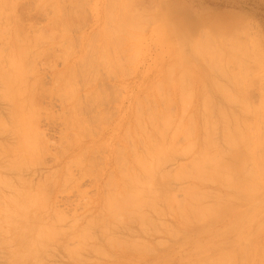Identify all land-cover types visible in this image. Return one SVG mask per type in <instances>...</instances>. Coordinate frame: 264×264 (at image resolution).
<instances>
[{"label": "rangeland", "instance_id": "1", "mask_svg": "<svg viewBox=\"0 0 264 264\" xmlns=\"http://www.w3.org/2000/svg\"><path fill=\"white\" fill-rule=\"evenodd\" d=\"M12 1L10 0V2ZM113 1L115 3L114 5L111 4V2ZM113 1L109 2V0L107 1L106 0H42V1L14 0L12 3L13 5H15V7L12 6L13 10L11 8L12 10L11 16L13 18L9 15H7V17L9 16L8 18L7 17L3 18L4 22H6L5 20L7 19L6 24L2 21V18L0 19V26H2L3 28L7 27L8 28L7 31H9V29L13 28V26L15 25L17 27V23H18V27L20 26L19 29H21L20 31L18 29V31L20 32L19 34L21 35V37L23 35V38L27 40L26 42H28V44H30V47L32 48V50L28 48L26 49L27 57L26 58L24 57V60L27 62V63L23 62L24 68L27 67L29 68L26 71L27 75L23 74L25 83L27 85L26 84L23 85L25 86V89L27 88L26 89L27 96L29 97L31 95L30 97H32V98L29 97L28 99V100L32 99L29 102V104L31 103V105L30 106L28 104L27 105L29 110L31 112L33 111L34 113L33 115L35 120H33V124H35V126L33 127L35 129L33 130L36 131V132L34 131L36 133L35 135L38 134V136L36 137L34 136L33 134L34 132H33L32 137L34 140L32 139L33 141L30 140L29 142H34L36 138L38 143L37 142L34 143H36V146L37 145L39 146V148L36 149L35 151L33 149L35 148L34 146L35 144L34 143L30 144L28 142V146L32 145L33 147V148L30 146L28 147L31 148L30 149L31 151L32 150L35 152L38 151L37 153L34 152L36 154L35 156L32 152L35 161L31 163L33 161L32 157L30 160L28 157L29 155H26L27 158H25L24 160L29 159L30 163L28 164L31 165L26 166L27 168L23 167V165L17 166L21 168L19 169L16 167L17 170L15 168L13 169L11 168L10 170L11 172H10L9 171L10 168H8V166H5L6 164H3L5 160L2 159L3 156L4 158L7 159L6 156H8V154H9L8 159H10L11 155L13 154V153L11 154L10 151L12 150L14 152L15 148H17L16 145H18V142L17 140H15L17 139V132L16 135L15 132H12L16 130L15 128H13L14 130L12 131L10 130L6 131L7 130L6 128L5 131H2V129H0L1 130L0 144L2 145V146L0 145V147H2V149L4 147L3 151L0 148L2 151V152L0 151L1 154L3 153V155L0 154V158L2 160L0 162V165L2 164L3 166H5V167H3L2 165H1L2 167L0 166L1 168L0 180L1 181L7 180L9 181V183L11 182L9 186H12L6 188V186L4 187L3 185H0V200H1L0 204L1 205L4 204L2 206L0 205V210H2L5 204L9 202L8 198L12 197L14 199V197L16 196L14 190L20 191L19 193L24 192L27 194L35 192V190L38 189L44 190L43 192L45 194L43 193L44 195L43 194L42 195L45 196L47 194L46 195L47 197H42V198L43 199L46 198V200H44V205H45L44 208L45 207L46 208L42 209L41 212H39V214L41 213V221H43L44 219L42 223L45 225H48V223H50L51 226H55V224H58L54 227V229L59 227V229L57 228L56 231L57 230L60 231L59 234L60 237L58 239L56 238V240L52 239L49 242L47 241L46 244L47 246L45 245V247L38 249L39 253L36 254L35 259H33V261L31 259L28 262V264H201L209 260H213L224 253L230 255L231 257L230 264H264V177H263L264 174L261 173V175H263L262 177H259L261 176L260 173L258 174L259 175L258 177L260 179L258 177L256 178L255 185H257L258 187L256 186L254 190L237 191L236 188H232V187H229V189L227 187L223 188L224 186L219 184L218 182L210 181L211 182L210 184L208 182L205 183L204 181L205 184L204 183L201 184V182L203 181L201 182L199 181L200 183H198L197 182L198 180H196L193 177H189L191 175L189 174L190 172L188 173L186 172L187 170L191 171V166L189 165H192L190 163H193V160H195L194 158L197 157L196 155L198 151L201 150V149L198 150L200 145H205L204 140L206 137L210 136L209 144L210 145L213 144L215 150H213L214 148H212L210 145L209 148L211 147L210 149H212L214 152L217 151L216 153L224 152L225 154H227L226 156L228 157L230 156L229 155L230 153H234V154L242 153V149L239 146H237V148L235 147L231 148L229 146L227 147V145L229 144L226 142V138H224L225 141L223 139V137H226V134L223 133L224 131L223 129H225L224 126H226L227 129L229 127L232 129H234V127L237 128L242 127L241 131L244 137L245 136L249 137L250 135L252 137L254 136L252 134L258 132L257 134L255 133L256 136L257 137L261 136L262 138H264L263 136L264 129H262L264 126L263 127L260 126L259 125L260 123L258 124L259 125L258 130L259 129L262 130L256 131V128H251L252 134L251 132L248 133L249 131L246 129L248 126L246 125L247 126L246 127L245 125H243L244 123L246 124L250 123L249 121L253 122L252 120L255 118L256 115H258V112H259L258 116L262 118L264 117V109H263L264 107L261 108V110L258 111L257 114H254L258 110L257 108L261 106V105L259 106V104L262 102L264 96V63H263L264 62V0H135V1L129 0L131 2L129 3L128 1V3H125V5L123 4L124 0H116V1L113 0ZM0 2L3 1L0 0ZM120 5H122L123 8L119 7ZM7 12L10 13L9 10ZM105 12L108 13V15L106 14L104 17ZM124 13L127 15H125ZM116 16L117 17L124 16L123 18H120V20L128 17L129 19L128 24H130L127 27V22L126 23L124 22V24L127 27L126 29L124 28L126 32L123 31L124 29H122L119 31V33L123 31V34H120L119 37L114 36L115 38L117 37L116 40L119 39L118 42L120 41L119 42L120 46L119 45L116 46V43H114L115 40L114 38L112 39V37H111L112 40L108 38V40L110 39L111 41L105 42L108 41L105 40L106 37L113 36L111 35L112 33L114 35L115 33H118L117 30L119 28L116 26H118L121 22L119 20H115L118 19ZM143 18H145V20ZM134 19L139 21L137 22ZM130 20L131 22L134 20V22H136L137 24L139 23V27L135 28L136 31L134 27H132V25L135 27L137 25H135L134 22L131 23ZM1 21H2V25H1ZM54 21H56L55 24H53ZM143 22L144 24H142ZM124 24L121 23L120 28L125 27ZM143 26L145 28H143ZM103 27L106 28L104 29ZM115 27H116L115 29L116 32H112L114 31L112 28ZM47 28L49 30V33L46 32L48 31ZM138 28L140 29L138 30ZM51 29L54 30L52 31ZM103 29L104 31H102ZM61 30L64 31L62 32ZM60 31L64 34H62ZM109 31L111 32L110 36L109 34H107V32L110 33ZM201 31L205 33L201 35ZM207 32H208V36H210V40H212V42L214 41L216 44H219L221 39L225 38L227 34L228 36H226V39L227 37L229 38V36L234 35L233 36L234 38L230 37V39L232 38L235 40L237 39V41L235 42L240 41L244 43L242 40L245 39L246 41H248V43H250V45L253 46V49L252 46H249V48H247L248 52L250 51L248 54L249 55L254 54L252 56L253 57L252 59L257 58L258 60L254 62L255 60L252 61L251 57H249L250 60L246 62L245 59L248 60V58L244 59L243 57L244 59L243 63L246 62L243 65L249 67L248 68L245 67V69L242 71H240L239 68L237 69L234 68L236 65L230 62L228 65L229 67L228 66L227 67L228 69L231 68L232 70L229 69L231 73L228 71L229 72L228 74L226 73L225 75H223L225 76V79L223 76H221L220 72L213 71L214 72L213 73L209 69V66L207 64H204V62L206 61H204V59L202 58L204 61L203 62L201 57H199L198 55H196L195 52H193V46L200 39L199 36H201V38L203 36L205 37L207 36L206 34ZM6 34L8 35V33H5V35ZM128 34L130 36H133L130 37L132 40L128 37L129 36ZM24 36L26 38L30 36V38L26 39ZM3 37L4 38L1 39L0 42L4 41L5 36L3 35ZM8 37L9 36H6V38ZM35 37L36 38L40 37V38L38 40ZM94 38L97 39L95 40ZM136 38L138 40H136ZM31 39L34 42H32ZM46 39L47 41L45 42ZM36 40L39 41L38 46H36L37 45ZM94 41L97 42L95 43ZM229 41L226 40L225 42L227 43ZM232 41L233 40H231L230 43ZM4 42H2L4 43V46L2 43L0 44L1 45L0 56H2L0 57V63L2 64V65L0 64V74L5 72L6 70L5 72L6 75L7 73H10L11 76L9 78L12 79V76L15 73L13 71H10L8 68L6 69V64H5L6 56H4L7 54L9 55V53L7 52L10 51V49H8L10 47L8 45V41L5 40ZM87 42H89V46L87 45ZM129 43H131V45ZM242 43H240V45ZM103 44L104 46L106 44V47H108L107 50L103 46ZM110 44L112 46L114 44L115 49L118 48V50L116 49L115 52L113 50H110V49H114L111 48L112 46ZM26 45L24 46L25 48L27 47ZM94 46H96V49H94L95 48ZM90 47L94 49L92 50V52ZM172 47L175 49H173ZM129 49L131 51H128ZM27 50H31V51L29 52ZM34 50L37 52H35ZM96 50L97 52L95 53ZM224 50H226V48ZM111 51H113L114 53L113 52L111 53ZM251 51H253L254 53ZM32 52L35 53L33 54V56L38 54L39 58L38 56L33 57L31 55ZM65 52L68 53V54L66 53L67 56L66 54H64ZM100 52L101 54L104 53L103 55L105 58L107 56L108 58L105 59L101 55L103 57L102 58L100 56ZM135 52L137 53V55ZM257 52L260 55L263 53L261 55L263 58L260 57V55L258 56ZM42 55L44 57H42ZM116 55L118 56V58L114 60V58L117 57ZM24 56H26V53L24 54ZM95 56L96 58H94L95 59L94 60L93 57ZM30 57L31 59H29ZM45 57H47L48 60ZM109 57H114L111 58L112 60H114V62L113 61L111 62ZM98 59L101 60L98 61ZM102 59L105 62L107 60H110L111 63L109 61L108 62L111 65H109L107 62L106 63L101 62ZM128 59H131L132 61ZM87 61H89V63ZM93 61H94V65H93ZM116 61L117 62L121 61L122 63L121 62L116 63ZM258 62L261 64H259ZM99 63H103V64H99ZM114 63H116L117 65ZM232 65L235 66L233 67ZM69 66L72 71L70 70ZM176 66L178 68L184 66L183 68L184 69L186 68L187 69L186 72L187 74H189V75L187 74L182 75L184 76V78L181 77V79L185 80L184 81L185 83L183 82L182 85L183 84L184 85L187 84L188 86L190 85L189 86L190 89L188 88L187 90L191 92L193 95L192 97L191 93L188 92L189 93L188 96L192 97V99L191 97H189V99H191V102H188L191 103L189 105L187 101H185V99L188 98L187 95L186 97L184 96L185 99L183 98V100H181L182 99L180 98L181 96H178L179 92H177L178 89L177 81L179 80L178 79L179 74L177 71H175L178 69L176 68ZM2 67H4V70ZM78 67L81 68L79 69ZM68 68L70 70L69 72H68ZM168 68L169 71L170 68L172 71L171 74L169 73L171 75V76L169 75L171 77L170 80L169 78L168 80L167 78H165L166 75H168V70L167 73L165 72L166 69ZM33 69L36 72L33 71ZM112 69L113 71H115L114 73H112ZM120 69L121 71H118ZM234 69H236L237 72H242L244 74L245 81L247 83L249 82L248 83L249 87L246 86L247 90L244 89V91L246 90V92L243 93V90L242 92L240 91L242 93L241 95L243 94L245 95V93L247 94L246 98L243 96L245 98V101H243V103L244 105L247 104L248 106L247 105L245 106L249 107L250 109L245 111H243L244 109V107L242 106L243 104L241 103L240 97L237 95V92L239 91L235 92L236 89L234 87L235 84L232 82L233 80L232 81L230 80L232 77H230L229 75L230 74L233 75L232 71H235ZM101 70H105V71H101ZM160 70H162V72H159ZM209 71H211L212 73ZM160 73H162V75H160ZM219 74L221 78L218 76ZM54 76L55 79L58 78L57 79L58 81L54 79ZM94 76H96L95 79ZM186 78L188 79V81ZM247 78L248 81L246 80ZM92 79L94 81H92ZM161 79H163L162 81L163 84H161L162 90L159 89L157 90L158 91L157 92L155 85L159 84V81L161 82ZM166 80L168 81V83ZM53 81L55 83H52ZM73 81H75V83ZM165 83H166L165 85L166 88L165 86L163 87ZM70 84L71 85L73 84L72 90L70 88L66 89ZM220 84L222 86L224 85L223 86L224 88L227 87L225 88V90L229 91L232 94V96L234 94L235 95L234 97H238L237 98L238 102H233L236 101V99L233 97V101H232V97H230L231 100H229V102L232 101L233 104L229 103L227 101L229 98L227 99L219 93L220 91L218 89V86H221ZM44 86L45 88L43 89ZM61 88L65 89L66 91L64 92L63 90H61ZM38 90L40 91V93ZM60 90L63 91L64 93H61ZM36 91L38 94L36 93ZM68 91H70V93L74 92L75 93L74 97L71 96V94L68 95L67 94ZM154 92L160 93L161 94L160 96L163 95L162 96L163 98L158 99L159 97ZM89 93L93 95L91 94L88 95ZM97 94L99 95V97ZM151 95H152L151 98L153 100L149 97ZM87 97L89 99H86ZM166 97L168 98L166 99ZM1 98L2 97L0 95V99ZM142 98L147 100H145L144 102L143 101L144 99L142 100ZM8 99L9 98L5 100L4 97L0 101V118H2L3 122L5 121L6 126L10 124L13 115H15L14 105L11 104V101L8 102ZM149 99H151V101H149ZM164 99H166V101L170 99L171 102L173 103H169L168 105L167 102H169L170 100L167 102L160 101V100L165 101ZM189 99L187 100L189 101ZM203 99L204 101L202 102ZM141 100L144 102L145 106H143L144 104L143 102H141ZM180 100L184 101V103L187 104L180 102ZM146 101L148 102L146 103ZM158 101H160L161 103H159ZM246 102H248L249 104ZM78 103H80V105ZM152 103L154 104L153 107H152ZM164 103L166 106L168 105L169 108L164 109V107H166ZM180 103L182 104L183 107L182 109L180 108L181 107ZM239 103L242 105L239 106L238 105ZM136 104H137V108L135 107ZM161 104H163L164 107ZM71 105H73L74 114H76V118L75 115L72 114L73 109H71L70 107ZM75 105H78L79 107L78 106L75 107ZM201 105H203L204 107L202 106L201 108ZM31 106L34 107L32 108ZM146 106L147 107L149 106L150 108L149 107L147 108ZM206 106L207 109H205ZM144 107L146 111L147 109H154L157 111H161V109H164L165 111L168 110L169 115L170 114L173 115L170 116L173 121V122L171 121L172 126L171 127L168 126L170 127V129H168V131H166L165 133L167 140H169L170 138L169 136H171L170 134L175 133L173 131V128L175 127V123L178 121L177 120L178 116L180 118V119L178 118L179 126L186 125L187 123H189V121H192L194 123V126L196 125L195 142L197 143H194L195 144L194 149L192 150V148H190V150L192 151L191 153L189 152L190 154L186 153L187 154L186 156L184 155L185 153L180 155V153H183V151L186 148L183 145H185V142L187 143L188 141L185 140L184 142V138L181 136L177 138V140L175 141L179 145V147L178 145H176L177 148H179L180 150V147L183 146L184 149L183 151L180 150L181 152L180 151L178 152L180 156L176 152L174 154L171 153L168 156L170 160L166 158L164 160L165 163L163 162L164 164L163 163L160 164V166L162 165V167L159 166L160 167V169L158 170L159 172L155 175V181L157 184H159L156 187H154L155 191L159 194L163 193L167 197L172 196L174 197L173 200H176L178 202H183L186 197L185 195H183L185 194L183 192H185L186 189H189L188 187L189 185L193 184L195 188H198L197 190H200V192L202 191V189L203 191L205 190L204 192H201V193L206 192L204 196L205 195L207 196V192H208L207 197L209 199L208 201L204 200L205 204L209 205L210 203L211 205L212 203L211 206L218 205L219 207L216 212L211 213L210 217L207 216L205 220L202 219V221L197 220L191 222L192 221L191 219L189 220L190 223L188 221L187 223L185 220V222L187 223L186 224L184 220H180V218L182 219V217L178 216L179 212L177 209V205L175 203L167 204L164 202L160 203L159 201L157 202L158 205L156 204V206H158V209L156 208V210L154 211L153 210L151 211V209L148 208L147 210L144 209V216L147 221H145L144 219L143 226L140 225L141 222L136 221V219L134 221V219L128 220V218L126 219L123 218L122 220L121 218L122 221L118 219L119 222L116 221L115 224L114 222H112L111 225H110L111 222L109 223V225L107 224L109 227L107 225L105 226L106 228L108 227V229L107 231L103 230L104 232L106 231L104 233L101 229L103 227L101 226L99 227L97 224L94 223L95 222L94 214L96 215V219H97L98 213L101 210L99 208L102 206L101 204H103L102 201L104 200L102 198V195H105L103 196L105 198L106 195H108L111 192L110 189L112 188H110L109 184H107L111 179L113 181L115 180V185H117L116 186L117 189H115V192L120 191V189L122 188L120 185H123V179L122 177L121 179H119L120 178L119 176L122 175H120L119 174L120 172L118 171L119 172L118 173L117 170L119 169L121 170L122 167L123 169H126V167L128 166L130 167V164L131 166L133 165L132 158L129 160V158L132 156V152L131 150L127 149L129 148V146L127 147L126 144L127 142L125 139L126 136L128 135L125 132L126 131L128 132L129 129L132 130V128L134 127L135 122L133 123V121L136 119V117H134L136 116L134 115L135 113L134 108H136V110L137 109L139 110V108H141V111L140 110L139 111L140 113L144 114L145 111L143 110ZM28 108L26 113L30 112ZM9 109H11V111ZM69 109H71V111ZM184 109L187 111L183 113L182 110L185 111ZM179 110H181V112ZM168 111H166V113H168ZM241 111H243L244 114L241 113ZM249 111L252 112L249 113ZM181 113H183L184 116L180 117ZM77 115L79 117H77ZM204 115L206 119L207 117L209 119V121L205 120L207 124L208 122H210L211 126H213L211 129H208L209 131H207L206 135L205 133L204 135L202 134V132H204L207 129L205 128V124L204 126H202V128L204 127L205 130L204 131L202 130V132L199 131V129L200 130L202 129L201 126L199 127V125H203V123L205 122L203 121L204 119L202 118ZM186 117L189 119V121L188 120L186 121L187 119ZM181 118H183V120H181ZM191 118L192 120H190ZM225 118L229 120L227 121ZM77 119L79 121L81 120L82 123H80L81 121L79 122ZM243 120L246 122H244ZM180 121H182L181 125H180ZM226 121L228 122V125H232V126L227 127ZM238 122L239 124H237ZM263 122L264 121L261 122L262 125H264ZM223 123L226 124L223 126ZM233 123L235 125H233ZM240 124H242V126ZM69 126H71L70 127L71 129L69 128ZM176 126L178 125L176 124ZM176 128L177 127H175V129ZM208 128H210V126H208ZM230 128L229 130H232ZM245 129L246 131H248L247 133L250 135L246 133ZM147 131L149 133L152 132L149 126L147 127ZM253 131L255 132L253 133ZM29 132L28 134H30ZM131 134L134 136V131H132ZM73 135L76 136V139ZM256 136H254V139L256 138ZM262 138L261 141L264 140ZM77 139L79 142L77 141ZM133 140H134L133 144L137 145V147L140 148L141 147L140 143L135 142L136 139ZM76 142L78 143L76 144ZM10 143L11 145L9 147ZM262 143L264 142H261V144ZM13 144H14V148L12 149L11 147L13 146ZM261 146L264 145L262 144ZM30 150L26 149V151L28 152L27 154L31 152ZM125 150L127 151L125 152ZM7 151H9L10 153H8ZM121 151L125 156L122 155ZM16 152L17 151H15L13 154L16 161L18 160L17 157H22V158L23 156L25 157L24 154L26 152L23 153L22 151L21 152L23 154L22 156L18 155ZM44 153L46 154V156ZM16 154L18 156H16ZM32 154L30 155L32 156ZM225 154H223L222 156H224ZM78 155H80V157H78ZM191 158L193 160L190 162ZM27 160L25 161L26 163ZM69 160L70 161L72 160V162H69ZM67 162H69V164H66ZM247 162L248 161H246V163ZM26 163L24 164V166L27 165ZM81 163H82V167H81ZM116 163L119 164L118 168H116L117 167ZM179 166H181L182 168ZM248 166L249 164H247V168ZM183 167L184 168L187 167V170L183 171L182 170L184 169ZM23 168L25 170H23ZM14 169L17 171V173L16 171H13ZM177 169L185 172V174L183 173L184 177H187L189 175L188 179H191L192 182L190 180H185V178L179 175L180 177H182L181 179L177 175L180 172V171L176 172ZM175 172L177 174H175ZM161 173L162 176L165 175L163 176L164 178L161 176ZM68 175L70 178L68 177ZM1 176H3L4 178L3 177L1 178ZM62 176L66 178L63 179ZM159 177L162 178L163 181H160ZM18 178L20 183L18 182ZM67 178L69 179L66 180ZM117 178L120 180V182ZM235 180L240 181L241 178L239 176H236ZM24 182H26V185L24 184ZM20 185L22 186L20 187ZM38 186L44 187L45 189L38 188ZM16 187L17 189H13ZM33 188H35V190ZM191 188H193V186ZM24 190H26L27 192ZM112 191L114 190L112 189ZM210 194L211 196H209ZM221 198L222 200H220ZM8 204H6L7 207L5 206V209H3L4 213L6 212V209L10 207L8 206ZM168 206L172 211L168 208ZM89 210L91 212L88 213ZM54 211L55 212L57 211L58 213L57 212L55 213ZM1 212H0V223H1V219L5 217V216L3 217L4 214L2 213L3 214L2 215ZM54 213L57 215H55ZM53 215L57 217L59 216L61 223L60 220L59 223L56 222L57 219L56 217H53ZM87 220H89V222L92 221L91 224L86 223ZM52 221L54 222V224ZM92 223H94L96 227L94 225L92 226ZM83 226L88 227L87 232H89V234L87 233L88 237L84 240L85 242L80 243L79 239L76 238L78 237L77 234L79 233V230L84 229ZM141 226L145 228L143 229ZM4 228L8 229L6 226ZM67 229L68 231H66ZM7 234L8 235H4V234L1 235L0 233V237H2L0 238V264H9L10 254L14 252V249L17 250L14 238L12 237V233L8 232ZM7 239L11 240L9 241L11 242L10 245L8 244L9 242L6 241ZM76 240L78 241L76 242ZM5 241L8 243H6ZM59 241H61V243ZM113 241H117V242H113ZM118 241L119 242L121 241V243H119ZM133 242H135L134 245L139 248H141L142 246L141 243H142L146 248H148L147 251H144L145 249L139 250V248L137 249L138 250L137 251L136 250L137 247L135 248V246H133ZM136 243L139 244L137 245ZM78 244L79 245L81 244V246L85 248H81V246H79ZM116 245L118 246L116 247ZM127 246H129L131 249ZM126 247L131 251L127 250ZM71 250H73L74 252ZM71 253H74V255Z\"/></svg>", "mask_w": 264, "mask_h": 264}, {"label": "bare ground", "instance_id": "2", "mask_svg": "<svg viewBox=\"0 0 264 264\" xmlns=\"http://www.w3.org/2000/svg\"><path fill=\"white\" fill-rule=\"evenodd\" d=\"M3 2H0V19L2 18V21L4 20L3 18H5V17H7V15H9V16H11V12H12V10H13V8H12V6L13 7H15V5H13V1L12 2H10V0H2ZM12 4H10L9 2ZM42 1V0H41ZM107 1V0H106ZM111 1H113V0H109V2H111ZM116 1V0H115ZM126 1V2H125ZM128 1L129 0H124L123 1V4L125 5V3H128ZM135 1V0H134ZM44 2H47V1H44ZM131 1H129V3H130ZM2 3V4H1ZM104 3H106V2H104ZM111 4H115L114 3V1L113 2H111ZM110 4V5H111ZM106 5V4H105ZM116 5H117V3H116ZM130 5V4H129ZM107 6V5H106ZM126 6H127V4H126ZM113 7V6H112ZM119 7H122V5H120ZM8 8V9H7ZM11 8H12V10H11ZM114 8H115V6H114ZM123 8V7H122ZM108 9V8H107ZM107 9H106V11H107ZM118 9H120V8H118ZM9 10V12L10 13H8L7 11ZM19 10V9H18ZM134 12V11H133ZM8 13V14H7ZM14 13V12H13ZM13 13H12V15H13ZM18 13V12H17ZM117 13V12H116ZM127 13V12H126ZM108 15V13H106L105 12V14H104V17H105V15ZM111 14V13H110ZM125 14V13H124ZM138 14V13H137ZM125 15H127V14H125ZM132 15V14H131ZM144 15V14H143ZM147 15V14H146ZM8 16V17H9ZM110 16V15H109ZM129 16V15H128ZM7 17V18H8ZM12 17V16H11ZM117 17V16H116ZM116 17H114V18H116ZM124 17V16H123ZM123 17H117L118 19H115V20H119L122 24H124V22L126 23L127 22V27H128V25H130V24H128L129 23V19H128V17L127 18H125V19H122V20H120V18H123ZM138 17V16H137ZM152 17V16H151ZM13 18V17H12ZM16 18V17H15ZM14 18V19H15ZM146 18V17H145ZM145 18H143L144 20H145ZM147 18H150V17H147ZM107 19H108V16H107ZM136 19H138V18H136ZM136 19H134L135 21H137ZM140 19V18H139ZM142 19V18H141ZM134 20L131 22V20H130V22L131 23H133L134 22ZM143 20V21H144ZM150 20V19H149ZM148 20V21H149ZM2 21H1V25H2ZM6 22H4L5 24L7 23V19L5 20ZM139 21V20H138ZM137 21V22H138ZM147 21V20H146ZM151 21H152V18H151ZM15 22V21H14ZM55 22L56 21H54L53 22V24H55ZM106 22V21H105ZM113 22V21H112ZM112 22H110V23H112ZM117 22V21H116ZM115 22V23H116ZM141 22V21H140ZM3 23V24H4ZM21 23V22H20ZM114 23V22H113ZM120 23V24H121ZM4 24V25H5ZM104 24H106V23H104ZM107 24H108V22H107ZM118 25V26H116V27H118L119 29L117 30V32L119 33V31L120 30H122V29H126L127 27H126V25H125V27H121L120 28V26L121 25ZM134 24L135 25H137L136 27L135 26H133L132 25V27H134V29L135 28H137V27H139V23L137 24L136 22H134ZM142 24H144V22L142 23ZM147 25V24H146ZM7 26V25H6ZM13 26V25H12ZM57 26V25H56ZM107 26V25H106ZM123 26V25H122ZM20 27V26H19ZM19 27H18V23H17V27H16V25L15 26H13V28H11V29H9V31H7L8 30V28L7 27H2V26H0V40L1 39H3L4 37H3V35L5 36V39H4V41L6 40V41H8V45H9V47L10 48H8V49H10V51H8L7 53H9V55H8V57H7V55H4V56H6L5 58H6V69L8 68L10 71H13L15 74L12 76V79H10L9 77L11 76V74L10 73H7V75H6V70H5V72H3V73H1L0 74V87L2 88H0L1 90L0 91H2V92H0L1 94V99H0V101L5 97V100H7V98H9L8 99V102H10L11 101V104H13L14 105V112H15V115H13V117H12V121L10 122V124H8L7 126H6V123H5V121L3 122V120H2V118H0V129H2V131H5L6 129V131H8V130H10V131H12V130H14L13 128H15L16 130L15 131H12V132H15V135H16V132H17V139H15V140H17V142H18V145H16L17 146V148H15V150H14V152L15 151H17L16 153L18 154V155H23L21 152L23 151V153L24 152H26L24 155H25V157L23 156V158L22 157H17V161L15 160V158H14V156H13V154H14V152L11 150L10 152H11V157H10V159H8V156H9V154H8V156H6L7 157V159L6 158H4V156H3V159L2 160H5V162L3 163V164H6L5 166H8V168H10L9 169V171L11 170V168L13 169V168H15L16 169V167L17 166H22L23 165V167H26V166H29V165H31V164H28V163H30V160H31V157H32V162L31 163H33L35 160V158H33L36 154L35 153H37V152H35L36 151V149H38L39 148V146L37 145L36 146V143H34V142H37L38 143V141H37V139L35 138V141L34 142H29L30 140L31 141H33L34 139H33V135H32V133L35 131V130H33V129H35L33 126H35V124H33V120H35V118H34V113H33V111L31 112L30 110H29V108H28V105L30 106L31 105V103L29 104V102L32 100V99H30V100H28L29 99V97L31 96L29 93V97L27 96V93H26V89H25V86L23 85V84H26L25 83V79H24V76H23V74L25 75L26 74V71H27V69L29 68V67H27V68H24V64H23V62H26L25 60H24V57L26 58L27 57V52H26V49L28 48V49H31L32 50V48L30 47V44H28V42H26L27 40H25L24 38H23V35H22V37H21V35L19 34L20 32V30L21 29H19ZM22 27V26H21ZM54 27V26H53ZM108 27V26H107ZM111 27H112V25H111ZM116 27L115 28H112L114 31H112V32H116ZM5 28H7V29H5ZM10 28V27H9ZM104 28V27H103ZM106 28V27H105ZM104 28V29H105ZM143 28H145L144 26H143ZM18 29H19V31H18ZM55 29V28H54ZM54 29H51L52 31L54 30ZM104 29L102 30V31H104ZM111 29V28H110ZM109 29V30H110ZM125 29L123 30V31H125ZM140 28H138V30H139ZM47 30H48V28H47ZM130 30V29H129ZM137 30V31H138ZM248 30V29H247ZM7 31V32H6ZM62 31V30H61ZM60 31V32H61ZM64 31V30H63ZM62 31V32H63ZM67 31V30H66ZM123 31L122 32H120L119 34L118 33H115V35L112 33L111 34V32L110 33H108L107 32V34H109V36H110V34L111 35H113V36H110V37H106L105 38V40H108V38H110L111 39V37H112V39L114 38V43H116V46H118L119 45V42H118V40H116V38L114 37V36H118L119 37V35L120 34H123ZM135 31H136V29H135ZM141 31V30H140ZM139 31V32H140ZM43 32H44V30H43ZM46 32H48L49 33V30L48 31H46ZM61 32V33H62ZM68 32V31H67ZM126 32V31H125ZM124 32V33H125ZM128 32V31H127ZM203 31H201V35H203L205 32H203ZM5 33H8V35L6 34L5 35ZM25 33H27V32H25ZM47 33V34H48ZM57 33V32H56ZM23 34V33H22ZM46 34V33H45ZM51 34V33H50ZM62 34H64V33H62ZM95 34V33H94ZM105 34V33H104ZM126 34V33H125ZM207 34V36H208V32L206 33ZM205 34V35H206ZM34 35V34H33ZM65 35H66V33H65ZM129 35V34H128ZM133 35V34H132ZM140 35V34H139ZM232 35V34H231ZM6 36H9L8 38H6ZM104 36V35H103ZM135 36V35H134ZM199 36V35H198ZM203 36L202 38H201V36H199L200 37V39L194 44V46H193V52H195L196 53V55H198L199 57H201V59L203 58L204 59V61H206V62H204L203 61V59H202V61L204 62V64H207L208 66H209V69L213 72V71H216V72H220L221 73V76H223V75H225L226 73L228 74L229 72H230V70L229 69H231V68H229L228 69V65H229V63L230 62H232V63H234L235 65H232L234 68H239V70L240 71H242V70H244L245 69V67L246 66H244L243 64H245L247 61H249L250 59H249V57H251V60L253 61V60H255L254 62H256V60H258L256 57V59H252L253 57V55H249L248 53L250 52H248V49L247 48H249V46H252V45H250V43H248V41H246L245 39L244 40H242L244 43H245V45H244V43H242V42H235V41H237V39L235 40V39H233L234 37V35H232V36H229V38L227 37V39H226V36H228V34L225 36V38H222L221 39V41H220V43L219 44H216L214 41L212 42V40H210V36ZM238 36V35H237ZM241 36V35H240ZM25 37V36H24ZM36 37H38V36H36ZM35 37V38H36ZM129 38L130 37H133V36H128ZM184 37V36H183ZM230 37H233L232 39H230ZM26 38V37H25ZM28 38H30V36L28 37ZM28 38H26V39H28ZM40 38V37H39ZM39 38H36V39H38L39 40ZM91 38H93V37H91ZM143 38H145V37H143ZM236 38V37H235ZM250 38V37H249ZM8 39V40H7ZM95 39V38H94ZM97 39V38H96ZM95 39V40H96ZM102 39H104V38H102ZM108 40V41H105V42H109V41H111V40ZM131 39V38H130ZM182 39V38H181ZM223 39H225V40H223ZM252 39V38H251ZM30 40V39H29ZM28 40V41H29ZM65 40V39H64ZM121 40V39H120ZM132 40V39H131ZM130 40V41H131ZM133 40H135V39H133ZM136 40H138L137 38H136ZM226 40H233L231 43H232V45H231V43H230V41L229 42H225ZM250 40V39H249ZM4 41H1L0 42V44L2 43V42H4ZM31 41H32V39H31ZM37 41V40H36ZM47 41V39L45 40V42ZM88 41V40H87ZM123 41H124V38H123ZM32 42H34V41H32ZM38 42L39 41H37V45L36 46H38ZM42 42H44V41H42ZM92 42H93V40H92ZM95 42V41H94ZM97 42V41H96ZM95 42V43H96ZM252 42V41H251ZM5 43V42H4ZM4 43H2L3 44V46H4ZM31 43V42H30ZM48 43V42H47ZM94 43V44H95ZM118 43V44H117ZM138 43V42H137ZM238 43V44H237ZM240 43H242L241 45H242V47H241V45H240ZM247 43V44H246ZM6 44V43H5ZM26 44H28V45H26ZM42 44V43H41ZM98 44H99V42H98ZM121 44V43H120ZM130 45H131V43H129ZM161 44V43H160ZM229 44H230V46H229ZM234 44V45H233ZM252 44V43H251ZM256 44H257V42H256ZM255 44V45H256ZM27 46L26 48L24 47V46ZM32 45V44H31ZM33 45H34V43H33ZM32 45V46H33ZM43 45H44V43H43ZM57 45V44H56ZM56 45H54V46H56ZM66 45V44H65ZM87 45L89 46V42H87ZM108 45V44H107ZM111 45V44H110ZM185 45V44H184ZM244 45V46H243ZM248 45V46H247ZM35 46V47H36ZM103 46H104V44H103ZM112 46V45H111ZM113 46H114V44H113ZM111 47V48H114V49H110V50H113L114 52H115V50L117 49L118 50V48H116L115 49V46L114 47ZM120 46V45H119ZM123 46V45H122ZM133 46V45H132ZM137 46V45H136ZM144 46V45H143ZM228 46H229V48H230V51H229V48H228ZM0 47H1V45H0ZM30 47V48H29ZM48 47H49V44H48ZM95 48L94 49H96V46H94ZM105 48H106V50L108 49V47H106V44H105V46H104ZM66 48V47H65ZM69 48V47H68ZM88 48V47H87ZM91 48V47H90ZM89 48V49H90ZM173 48V47H172ZM226 48V50H224V49ZM50 49V48H49ZM53 49V48H52ZM86 49V48H85ZM93 48H91V52H92V50H94ZM173 49H175V48H173ZM252 49H253V46H252ZM1 50V49H0ZM6 50V49H5ZM31 50H27V51H31ZM38 50H40V49H38ZM47 50V49H46ZM45 50V51H46ZM127 50V49H126ZM7 51V50H6ZM35 51V50H34ZM65 51H67V50H65ZM88 51H90V50H88ZM103 51V50H102ZM113 51H111V53L113 52ZM128 51H131L130 49L128 50ZM127 51V52H128ZM136 51V50H135ZM5 52V51H4ZM35 52H37V51H35ZM40 52V51H39ZM43 52V51H42ZM97 52V50L95 51V53ZM106 52H109V51H106ZM113 52V53H114ZM134 52V51H133ZM137 52V51H136ZM135 52V53H136ZM251 52H253V51H251ZM26 53V56H24V54ZM44 53V52H43ZM46 53V52H45ZM48 53V52H47ZM67 52H65L64 54H66ZM94 53V52H93ZM110 53V54H111ZM138 53V52H137ZM137 53H136V55H137ZM254 53V52H253ZM1 54V53H0ZM33 54H35V53H31V55L33 56ZM42 54V53H41ZM68 54V53H67ZM67 54H66V56H67ZM104 53H102L101 54V52H100V56L102 55L103 57H104V55H103ZM117 54V53H116ZM247 54H248V57H247ZM250 54H252V53H250ZM257 54H258V52H257ZM263 54V53H262ZM261 54V55H262ZM40 55V54H39ZM105 55H106V53H105ZM112 55V54H111ZM118 55V54H117ZM116 55V56H117ZM260 54H258V56H259ZM260 55V57H262ZM31 56V57H32ZM34 56H38V54L37 55H34ZM33 56V57H34ZM41 56V55H40ZM46 56V55H45ZM84 56V55H83ZM101 56V57H102ZM110 56V55H109ZM114 56H115V54H114ZM246 56V57H245ZM257 56V57H258ZM0 57H2V56H0ZM31 57L29 58V59H31ZM42 57H44L43 55H42ZM69 57H70V55H69ZM101 57H98V58H101ZM102 57V58H103ZM136 57V56H135ZM243 57H244V59L245 58H248V60L247 59H245V61L246 62H244L243 63V61H244V59H243ZM4 58V59H5ZM22 58H23V60H22ZM38 58H39V56H38ZM38 58H37V60H38ZM46 59H47V57H45ZM94 58H96V56L95 57H93V59ZM105 58V57H104ZM106 58H108V56L106 57ZM105 58V59H106ZM111 58H114V57H109V59L111 60V62L113 61L114 62V60L115 59H117L118 58V56L116 57V58H114V60H112ZM121 58V57H120ZM128 58V57H127ZM132 58V57H131ZM259 58V57H258ZM263 58V57H262ZM36 59V58H35ZM65 59V58H64ZM90 59V58H89ZM133 59V58H132ZM200 59V60H201ZM260 59V58H259ZM48 60V59H47ZM91 60V59H90ZM95 60V59H94ZM101 59H98V61H100ZM110 60H107L106 62L109 64V62H110ZM127 60V59H126ZM128 60H131V59H128ZM2 61H3V59H2ZM31 61H33V60H31ZM92 61V60H91ZM90 61V62H91ZM109 61V62H108ZM121 61H122V59H121ZM121 61H116V63H119V62H121ZM132 61V60H131ZM133 61H135V60H133ZM201 61V62H202ZM251 61V62H252ZM37 62V61H36ZM35 62V63H36ZM48 62V61H47ZM88 63H89V61H87ZM101 62H103V63H106L105 61H103V59H102V61ZM110 62V63H111ZM202 62V63H203ZM22 63V64H21ZM27 63V62H26ZM25 63V64H26ZM77 63V62H76ZM82 63H83V61H82ZM96 63V62H95ZM103 63H99V64H103ZM116 63H114V64H116ZM122 63V62H121ZM126 63V62H125ZM259 63V62H258ZM264 63V62H263ZM1 64V63H0ZM75 64V63H74ZM114 64H112V65H114ZM124 64V63H123ZM250 64V63H249ZM256 64V63H255ZM259 64H261V63H259ZM2 65V64H1ZM23 65V66H22ZM77 65V64H76ZM76 65H75V67H76ZM93 65H94V61H93ZM98 65V64H97ZM107 65V64H106ZM109 65H111V64H109ZM117 65V64H116ZM248 65V64H247ZM29 66V65H28ZM80 66V65H79ZM178 66V65H177ZM176 66V68H178ZM187 66V65H186ZM228 66V67H227ZM253 66V65H252ZM260 66V65H259ZM5 67V66H4ZM4 67H2L3 68V70H4ZM37 67V66H36ZM96 67V66H95ZM112 67H115V66H112ZM119 67V66H118ZM120 67H121V65H120ZM174 67V66H173ZM184 66H181V67H179L177 70H175V71H177L178 72V74H179V80L177 81V87H178V89H177V92H179V95L178 96H181L180 98H182L181 100H183V98H184V96L186 97V95L188 96L189 95V93H191V92H189L187 89L189 88V86L187 85H182V83L185 81L184 79H181V77L182 78H184V76H182V75H186L187 74V72H186V68L184 69L183 68ZM249 67V66H248ZM248 67H246V68H248ZM251 67V66H250ZM69 68H70V66H69ZM69 68H68V72L71 70V68H70V70H69ZM79 68V67H78ZM81 68V67H80ZM79 68V69H80ZM94 68V67H93ZM110 68V67H109ZM123 68V67H122ZM121 68V69H122ZM175 68V67H174ZM173 68V69H174ZM190 68V67H189ZM253 68V67H252ZM260 68V67H259ZM26 69V70H25ZM31 69V68H30ZM29 69V70H30ZM35 69V68H34ZM33 69V71H35ZM74 69V68H73ZM99 69V68H98ZM102 69V68H101ZM118 69V68H117ZM116 69V70H117ZM121 69L120 70H118V71H121ZM126 69V68H125ZM208 69V70H209ZM236 69H234L235 71H232L233 72V75L232 74H230L229 76L230 77H232L230 80L235 84L234 85V87L236 88L235 89V92L236 91H239V92H237V95L240 97V100H241V103L243 104H238L239 106L240 105H242L243 107H244V109H243V111H245V110H248V109H250L249 107H247L248 105L247 104H245V105H247V106H245L244 105V103H243V101H245V98H246V93H245V95L243 94V95H241L242 93V90H243V93L244 92H246V86H248L249 87V82L247 83L246 81H245V77H244V74L242 73V72H237V70ZM2 70V69H1ZM2 70V71H3ZM87 70V69H86ZM111 70V69H110ZM114 70H115V68H114ZM167 70H168V75H166V77L165 78H167V80H168V78H169V80H170V74L172 73V71H171V68H170V71H169V68L168 69H166V73H167ZM227 70V71H226ZM232 70V69H231ZM252 70V69H251ZM254 70V69H253ZM260 70V69H259ZM32 71V70H31ZM32 71V72H33ZM72 71V70H71ZM76 71V70H75ZM78 71V70H77ZM84 71V70H83ZM101 71H105V70H101ZM106 71H107V69H106ZM124 71V70H123ZM211 71H209V72H211ZM229 71V72H228ZM247 71V70H246ZM257 71V70H256ZM7 72H8V70H7ZM12 72V73H13ZM25 72V73H24ZM36 72V71H35ZM86 72V71H85ZM93 72V71H92ZM98 72V71H97ZM115 71H113V69H112V73H114ZM159 72H162V70H160ZM176 72V73H177ZM211 72V73H212ZM237 72V73H236ZM258 72V71H257ZM34 73V72H33ZM33 73H32V76H33ZM72 73V72H71ZM109 73V72H108ZM120 73V72H119ZM170 73V74H169ZM214 73V72H213ZM231 73V72H230ZM253 73V72H252ZM254 73H256V72H254ZM29 74V73H28ZM85 74V73H84ZM91 74V73H90ZM110 74H111V72H110ZM116 74V73H115ZM178 74H177V77H178ZM216 74V73H215ZM27 75V74H26ZM31 75V74H30ZM81 75H83V74H81ZM97 75V74H96ZM160 75H162V73H160ZM170 75V76H169ZM173 75V74H172ZM187 75H189V74H187ZM214 75V74H213ZM56 76V75H55ZM55 76H54V79H55ZM59 76V75H58ZM57 76V77H58ZM62 76V75H61ZM74 76V75H73ZM87 76H88V74H87ZM220 78H221V76H220V74L218 75ZM228 76V75H227ZM226 76V77H227ZM31 77V76H30ZM40 77V76H39ZM75 77V76H74ZM73 77V78H74ZM95 77L96 76H94V79H95ZM98 77H99V75H98ZM224 77V79H225V76H223ZM89 78V77H88ZM110 78V77H109ZM165 78H164V80H165ZM253 78V77H252ZM251 78V79H252ZM33 79V78H32ZM31 79V80H32ZM35 79V78H34ZM58 78H56L55 80H57ZM66 79V78H65ZM82 79V78H81ZM84 79V78H83ZM90 79V78H89ZM105 79V78H104ZM114 79H115V77H114ZM187 79V78H186ZM229 79V78H228ZM260 79V78H259ZM36 80H37V78H36ZM36 80H35V82H36ZM39 80H41V79H39ZM60 80V79H59ZM78 80V79H77ZM86 80V79H85ZM91 80V79H90ZM166 80V81H167ZM215 80V79H214ZM247 81H248V78L246 79ZM254 80V79H253ZM58 81V80H57ZM70 81V80H69ZM76 81V80H75ZM75 81H73L74 83H75ZM92 81H94L93 79H92ZM162 81H163V79H161V82L159 81V84H157V85H155V87H156V91L157 90H162V87H161V84H163L162 83ZM166 81H164V82H166ZM187 81H188V79H187ZM224 81V80H223ZM72 82V81H71ZM217 82V81H216ZM254 82V81H253ZM34 83V82H33ZM52 83H55L54 81L52 82ZM58 83V82H57ZM84 83V82H83ZM167 83H168V81H167ZM169 83H170V81H169ZM185 83V82H184ZM225 83V82H224ZM228 83V82H227ZM41 84V83H40ZM64 84V83H63ZM67 84V83H66ZM87 84V83H86ZM219 84V83H218ZM231 84V83H230ZM246 84H248V85H246ZM27 85V84H26ZM54 85V84H53ZM57 85V84H56ZM55 85V86H56ZM73 85V84H72ZM72 85L70 84L66 89H71L72 90ZM76 85V84H75ZM166 85V83L163 85V87ZM169 85V84H168ZM221 85V84H220ZM67 86V85H66ZM218 86V85H217ZM224 86V85H223ZM222 85L221 86H218V89H219V93L221 94V95H223L225 98H229L227 101L229 102V100H231L230 99V97H232V101H233V97L235 96L234 94H233V96H232V94L229 92V91H227V90H225V88H227V87H223ZM230 86H232V85H230ZM24 87V88H23ZM27 87V86H26ZM32 87V86H31ZM47 87V86H46ZM50 87V86H49ZM74 87V86H73ZM153 87V86H152ZM151 87V88H152ZM159 87V88H158ZM176 87V88H177ZM29 88H30V86H29ZM45 88V86L43 87V89ZM60 88V87H59ZM64 88H65V86H64ZM76 88V87H75ZM165 88H166V86H165ZM233 88V87H232ZM25 89V90H24ZM39 89V88H38ZM41 89V88H40ZM48 89V88H47ZM50 89V88H49ZM54 89V88H53ZM190 89V88H189ZM244 89H246L245 91H244ZM61 90H63L64 92L66 91L65 89H62L61 88ZM60 90V92L61 93H64L63 91H61ZM39 91V90H38ZM46 91V90H45ZM74 91V90H73ZM76 91V90H75ZM78 91V90H77ZM231 91V90H230ZM241 91V92H240ZM249 91V90H248ZM42 92V91H41ZM47 92V91H46ZM51 92V91H50ZM91 92H92V90H91ZM98 92V91H97ZM102 92V91H101ZM150 92V91H149ZM158 92V91H157ZM166 92V91H165ZM189 92V93H188ZM229 92V93H228ZM233 92V91H232ZM25 93H26V95H25ZM36 93H37V91H36ZM39 93H40V91H39ZM52 93V92H51ZM103 93V92H102ZM154 93H156V92H154ZM32 94V93H31ZM38 94V93H37ZM56 94V93H55ZM59 94V93H58ZM68 95H70L71 94V96H73L74 97V92H71L70 93V91H68V93H67ZM73 94V95H72ZM91 93H89L88 95H90ZM96 94V93H95ZM100 94V93H99ZM157 94V96L159 97L158 99H162L163 97V95L162 96H160L161 94L160 93H156ZM163 94V93H162ZM47 95H49V94H47ZM91 95H93V94H91ZM98 95V94H97ZM149 95H150V93H149ZM169 95V94H168ZM191 95H192V93H191ZM25 96H27V97H25ZM40 96V95H39ZM38 96V97H39ZM60 96V95H59ZM85 96V95H84ZM104 96V95H103ZM145 96V95H144ZM165 96V95H164ZM245 98H244V97ZM65 97V96H64ZM67 97V96H66ZM98 97H99V95H98ZM150 98L152 97V95L151 96H149ZM161 97V98H160ZM189 97H191V96H188V98L187 99H189ZM192 97H193V95H192ZM192 97H191V99H192ZM30 98H32V97H30ZM71 98V97H70ZM81 98V97H80ZM79 98V99H80ZM168 97H166V99H167ZM235 99H236V101H233V102H238L237 101V98L238 97H234ZM68 99V98H67ZM77 99V98H76ZM76 99H74V100H76ZM86 99H89L88 97L86 98ZM99 99V98H98ZM144 98H142V100H143ZM152 99V98H151ZM151 99H149V101H151ZM166 99H164L165 101H163V100H160V101H162V102H167V101H169V100H167L166 101ZM185 99V98H184ZM187 99H185V101H187V103L188 102H191V99H189V101L187 100ZM38 100V99H37ZM93 100V99H92ZM95 100H96V98H95ZM141 100V102H145V100H147V99H144L143 101ZM153 100V99H152ZM180 100V102H182V103H184V101H181ZM86 101V100H85ZM101 101V100H100ZM103 101V100H102ZM140 101V100H139ZM160 101H158L159 103H161ZM177 101H179V100H177ZM204 101V99L202 100V102ZM232 101H230L229 103H232L233 104V102ZM70 102V101H69ZM92 102V101H91ZM95 102V101H94ZM93 102V103H94ZM99 102V101H98ZM144 102H143V104H144ZM148 101H146V103H147ZM157 102V103H158ZM263 102V103H262ZM262 102L259 104V108H257L258 110L256 111V113H254V114H257V112L258 111H260L261 110V108H263L264 107V96H263V99H262ZM73 103V102H72ZM104 103V102H103ZM168 103V105H169V103H173V102H171V100L169 101V102H167ZM166 103V104H167ZM179 103V102H178ZM177 103V104H178ZM187 103H184V104H187ZM246 103H248V102H246ZM28 104V105H27ZM74 104V103H73ZM79 105H80V103H78ZM97 104V103H96ZM142 104V105H143ZM181 104V103H180ZM189 104H191V103H188V105ZM237 104V103H236ZM249 104V103H248ZM37 105V104H36ZM90 105H93V104H90ZM135 105V104H134ZM150 105V104H149ZM153 103H152V107H153ZM162 106H163V104H161ZM164 105H165V103H164ZM167 105V106H168ZM172 105V104H171ZM38 106V105H37ZM76 106H78V105H75V107ZM143 106H145V104L143 105ZM159 106V105H158ZM161 106V107H162ZM166 106V105H165ZM164 107V109H166V108H169V106L168 107ZM181 107V109L183 108L182 107V104L180 105ZM202 106L203 105H201V108H202ZM28 108V110L30 111L29 113H26V111H27V108ZM32 107V106H31ZM34 107V106H33ZM32 107V108H33ZM69 107V106H68ZM71 107V109H73V105H71L70 106ZM74 107V108H75ZM79 107V106H78ZM136 108H137V104H136V106H135ZM140 107V106H139ZM147 107V106H146ZM149 107V106H148ZM147 107V108H148ZM155 107V106H154ZM162 107V108H163ZM179 107V106H178ZM204 107V106H203ZM11 108V107H10ZM25 108H26V111H25ZM32 108H30V109H32ZM40 108V107H39ZM80 108H81V106H80ZM100 108H102V107H100ZM136 108H134V115H136V116H134V117H136V119L133 121V123L135 122V124H134V127L132 128V130H128V132L126 131L125 133H127V135L128 136H126V144H127V147L129 146V148H131V149H129V148H127L128 150H131V152H132V156L129 158V160L132 158V161H133V165L131 166V164H130V167L128 168V167H126V169H123V167L121 168V170L119 169V170H117V172L120 174V175H122V176H119L120 178L119 179H121V177H122V179H123V185H120L122 188L120 189V191H118V192H115V189H117L116 188V186L117 185H115V180L113 181L112 179L107 183V184H109V186H110V188H112L114 191H112V189H110V193L108 194V195H106V197L104 198L103 196H105V195H102V198L104 199H102L103 201V204H101L102 206V208L100 207L99 209H101L100 210V212L98 213V216H97V219H96V215L94 214V218H95V224H97L99 227L101 226V227H103V228H101L102 229V231L103 230H106L107 231V229H108V225H109V223H110V225L112 224V222H114V224H115V222L117 221V222H119V220L118 219H120L121 220V218H122V220H123V218H128V220L130 219H134V221H135V219H136V221H139V222H141V224L140 225H142L143 226V224H144V219H145V221H147L146 220V218H145V216H144V209H146L147 210V208L148 209H151V211L153 210H156V208L158 209V206H156V204H157V202H159L160 201V203L161 202H164V203H175L176 205H177V209H178V212H179V215L178 216H180V217H182V219L180 218V220H184V222H185V220H186V222L188 221L189 223H190V221L189 220H191L192 219V221L191 222H193V221H197V220H201L202 221V219H204L205 220V218H207V216L208 217H210V215H211V213H213V212H216L217 211V209H218V205H214V206H211L212 205V203H211V205H210V203H209V205H207V204H205L204 202V200H207L208 201V192H207V196L205 195L204 196V194L206 193H201V192H204L203 191V189H202V191L200 192V190H197L198 188H195V186L193 185V184H191V185H189L188 187H189V189H186V191L185 192H183V193H185V194H183V195H185L186 197H185V200L183 201V202H178V201H176V200H173V198L174 197H167V196H165L163 193V195L162 194H159V193H157L156 191H155V189H154V187H156L157 185H159V184H157L156 183V181H155V175L159 172L158 170L160 169V167H162V165L160 166V164L161 163H165V159L166 158H168V160H170L169 159V154H171V153H178L180 150H182L183 151V149H184V147H186L185 148V150L183 151V153H180V155L181 154H184L185 156L190 152L191 153V151L194 149V147H195V144L194 143H197V142H195V132H196V129H195V126H194V123L192 122V121H189V119L187 118H185L186 119V121L188 120L189 121V123H187L186 125H183V126H179V124H178V122H179V116L177 117V122L175 123V127H177L176 129H175V127L173 128V131L175 132V133H173V134H170L171 136H169L170 138H169V140H167L166 139V135H165V133H166V131H168V129H170V127L172 126V124H171V121H172V118L170 117L172 114H170L169 115V111L168 110H166V111H168V113H166V111L164 110V109H161V111H157V110H154V109H147V111L145 110V107H144V109L143 110H145L144 111V114H142V113H140V111H141V108H139V110L137 109L136 110ZM150 108V107H149ZM187 108V107H186ZM256 108V107H255ZM71 109H69L70 111H71ZM79 109V108H78ZM92 109H93V107H92ZM205 109H207V106L205 107ZM253 109V108H252ZM264 109V108H263ZM10 111H11V109H9ZM35 110V109H34ZM160 110V109H159ZM185 110V109H184ZM203 110H204V108H203ZM73 111V113L72 114H74V109L72 110ZM94 111V110H93ZM101 111V110H100ZM104 111V110H103ZM165 111V112H164ZM171 111V110H170ZM180 112H181V110H179ZM187 110H185V111H183L182 110V112L184 113V112H186ZM207 111V110H206ZM243 111H241V113H243L244 114V112ZM87 112V111H86ZM95 112V111H94ZM105 112V111H104ZM252 111H249V113H251ZM261 112H263V111H261ZM8 113H10V112H8ZM36 113V112H35ZM183 113H181V115H180V117L181 116H184V114ZM248 113V112H247ZM40 114V113H39ZM78 114V113H77ZM101 114V113H100ZM174 114V113H173ZM205 114V113H204ZM253 114V113H252ZM263 114V113H262ZM75 115V118H76V114H74ZM258 115H259V112H258ZM258 115H256L255 116V118L252 120L253 122H251V121H249L250 123H252V124H250V123H248V124H246V123H244L243 125H247L246 127V129L249 131H246V129H245V131H246V133L248 132V133H250L251 132V134H252V129L251 128H256V131L258 130V127H259V125L260 126H264V125H262V121H264V117L262 118V117H260V116H258ZM39 116V115H38ZM105 116V115H104ZM173 116V115H172ZM226 116V115H225ZM77 117H79L78 115H77ZM81 117H82V115H81ZM201 117V116H200ZM205 117V115L202 117L204 120L203 121H209V119H208V117H207V119H206V117ZM175 118V117H174ZM173 118V119H174ZM179 118V119H178ZM228 118V117H227ZM232 118V117H231ZM9 119V118H8ZM108 119V118H107ZM171 119V120H170ZM226 119V118H225ZM7 120V119H6ZM74 120V119H73ZM78 120V119H77ZM103 120V119H102ZM181 120H183V118H181ZM190 120H192V118L190 119ZM227 120V119H226ZM229 120V119H228ZM227 120V121H228ZM233 120H234V118H233ZM236 120V119H235ZM8 121V120H7ZM79 121V120H78ZM78 121H76V122H78ZM81 121V120H80ZM79 121V122H80ZM84 121V120H83ZM104 121V120H103ZM205 121V122H206ZM226 121V122H227ZM244 121V120H243ZM35 122V121H34ZM67 122V121H66ZM75 122V123H76ZM173 122V121H172ZM181 122L182 121H180V125H181ZM203 123V125H199V127L201 126V128H202V126H204V124H205V128H207L206 130H205V128L203 127L201 130L199 129V131L200 132H202V130L204 131V132H202V134L204 135V133H205V135H206V133H207V131H209L208 129H211L213 126H211V123L210 122H208V124H207V122L206 123ZM244 122H246V121H244ZM70 123V122H69ZM80 123H82V121L80 122ZM260 123V124H259ZM264 123V122H263ZM37 124V123H36ZM77 124V123H76ZM176 124L178 125V126H176ZM184 124V123H183ZM200 124H202V123H200ZM226 124V123H225ZM224 123H223V126L225 125ZM235 124H236V122H235ZM234 123H233V125H235ZM237 124H239V122L237 123ZM259 124V125H258ZM79 125H82V124H79ZM127 125V124H126ZM210 126V128H208V126ZM241 126H242V124H240ZM78 126V125H77ZM84 126V125H83ZM83 126H80V127H83ZM128 126V125H127ZM132 126H133V124H132ZM150 127L151 128V133H149L148 131H147V127ZM168 126H170V127H168ZM228 126H232V125H228V122H227V127ZM37 127V126H36ZM71 126H69V128H70ZM79 127V126H78ZM89 127V126H88ZM168 127V128H167ZM225 127V129H227L226 128V126H224ZM234 127V126H233ZM6 128V129H5ZM92 128V127H91ZM125 128H126V126H125ZM230 128V127H229ZM229 128L227 129V130H225V129H223L224 131H223V133H225L226 134V137H223V139L224 138H226V142L229 144V145H227V147L229 146V147H231V148H237V146H239L241 149H242V153L241 154H234V153H230L229 155V157L228 156H226L227 154H225L224 152H222L223 154H225L224 156H222L223 154L222 153H220L219 151V153H216L217 151H213V150H215V147H214V145L213 144H209V137H206L205 138V140H204V144L205 145H200V147H199V149L198 150H200V151H198V153H197V157L196 158H194L195 160H193L192 158H191V160H190V162L193 160V163H190V164H192V165H189V166H191V171L189 170H187V167H183L184 169H182L183 171L185 170H187L186 172L188 173V172H190L189 174H191L189 177H193V178H195L196 180H198L197 182L198 183H200L201 181H203V182H201V184L202 183H204V181H205V183H210L211 184V182H218L219 184H221V185H223L224 187L223 188H225V187H227L228 189H229V187H232V188H236V190L237 191H240V190H249V191H251V190H254L255 189V187L257 186V185H255L256 184V178L259 176L258 174L260 173V175H261V173L262 174H264V146H261L262 144L264 145V143H262L261 144V142H264V140L263 141H261V138L258 136H256V134L258 133H256L255 131H253V133L254 134H252V135H254V136H256V138L254 139V136H252L251 137V135L250 134H248V135H250L249 137H244V135L242 134V131H241V128H237V127H234V129H232V128H230V129H232V130H229ZM39 129V128H38ZM37 129V130H38ZM71 129V128H70ZM84 129H85V127H84ZM175 129V130H174ZM262 129H264V127L262 128ZM261 129V130H262ZM77 130H80V129H77ZM97 130V129H96ZM100 130H101V127H100ZM244 130V129H243ZM260 129L258 130V131H261ZM30 131V132H29ZM82 131V130H81ZM98 131H99V129H98ZM132 131H134V136L131 134V132ZM226 131V132H225ZM264 131V130H263ZM262 131V132H263ZM28 132L30 133V134H28ZM36 132V131H35ZM33 133L34 134V136H38V134L37 135H35L36 133ZM38 132V131H37ZM78 132V131H77ZM123 132H124V130H123ZM0 133H1V130H0ZM4 133V132H3ZM11 134V133H10ZM73 134V133H72ZM197 134V133H196ZM201 134V135H202ZM261 134H263V133H261ZM9 135V134H8ZM12 135H13V133H12ZM40 136H42V135H40ZM74 136V135H73ZM82 136V135H81ZM88 136V135H87ZM130 136H133V137H130ZM179 136H181V137H183L184 138V142H185V140L186 141H188L187 143L185 142V145H183L182 147H180V150H179V148H177V146L176 145H178L175 141L177 140V138L179 137ZM223 136H225V135H223ZM264 136V135H263ZM30 137H31V139H30ZM75 137V139H76V136H74ZM73 137V138H74ZM203 137V136H202ZM43 138V137H42ZM84 138V137H83ZM125 138V137H124ZM33 139V140H32ZM133 139H136L135 140V142H139L140 143V145H141V147L140 148H138L137 147V145H134L133 143H134V140ZM211 139V138H210ZM262 139H264V138H262ZM80 140V139H79ZM43 141V140H42ZM75 141V140H74ZM77 141H78V139H77ZM182 141H183V139H182ZM224 141H225V139H224ZM28 142L31 144H35L34 146H35V148H33L32 147V145H29L30 147H32L35 151H31L30 149L31 148H28L29 146H28ZM40 142H41V140H40ZM79 142V141H78ZM78 142H76V144L78 143ZM131 143V144H129V143ZM45 143V142H44ZM176 143V144H175ZM179 143V142H178ZM14 144H16V143H14ZM14 144H13V146L11 147L12 149L14 148ZM226 144V143H225ZM1 145V144H0ZM6 145V144H5ZM10 145H11V143L9 144V147H10ZM209 145L212 147V148H214L213 150L212 149H210L209 148ZM2 146V145H1ZM4 146V145H3ZM7 146H8V144H7ZM42 146H43V143H42ZM46 146V145H45ZM126 146V145H125ZM131 146V147H130ZM178 147H179V145H178ZM1 149H2V147H0ZM44 148V147H43ZM119 148V147H118ZM123 148V147H122ZM190 148H192V150H190ZM1 149H0V151H1ZM3 149H4V147H3ZM3 149H2V151H3ZM26 149H28V150H30L31 152L29 153V154H27L28 152L26 151ZM227 149V148H226ZM262 149H263V151H262ZM9 150H10V148H9ZM43 150V149H42ZM47 150V149H46ZM82 150V149H81ZM87 150V149H86ZM85 150V151H86ZM189 150V151H188ZM1 151V152H2ZM83 151H84V149H83ZM95 151V150H94ZM100 151V150H99ZM116 151V150H115ZM127 150H125V152H126ZM186 151H188V152H186ZM1 152H0V154H1ZM8 153H10L9 151H7ZM19 152V153H18ZM32 152H33V154H34V156H33V154H32ZM35 152V153H34ZM45 152V151H44ZM93 152V151H92ZM98 152V151H97ZM130 152V151H129ZM181 152V151H180ZM85 153V152H84ZM96 153V152H95ZM94 153V154H95ZM121 153H122V155H123V152L121 151ZM187 153V154H186ZM189 153V154H190ZM16 154V156H18ZM30 154H32V156L30 155ZM45 154V153H44ZM86 154V153H85ZM92 154V153H91ZM220 154V155H219ZM1 155H3V153L1 154ZM26 155H29L28 157H29V159L27 160V163L25 162L26 160H24L25 158H27V156ZM38 155V154H37ZM43 155V154H42ZM81 155V154H80ZM80 155H78V157H80ZM178 155H179V153H178ZM179 155V156H180ZM193 155V154H192ZM252 155V156H251ZM13 156V157H12ZM45 156H46V154H45ZM90 156V155H89ZM123 156H125V155H123ZM174 156V155H173ZM177 156V155H176ZM175 156V157H176ZM194 156H195V154H194ZM2 157V156H1ZM36 157H38V156H36ZM77 157V156H76ZM191 157V156H190ZM14 158V159H13ZM21 158V159H20ZM42 158H44V157H42ZM79 159H81V158H79ZM78 159V160H79ZM1 160V158H0V162L2 161ZM21 160V161H20ZM37 160V159H36ZM41 160V159H40ZM73 160V159H72ZM72 160L70 161L69 160V162H72ZM89 160V159H88ZM115 160V159H114ZM29 161V162H28ZM81 161V160H80ZM95 161V160H94ZM246 161H248L247 163H246ZM69 162H67L66 164H69ZM74 162V161H73ZM76 162V161H75ZM78 162V161H77ZM131 162V161H130ZM27 164V165H25L24 166V164ZM118 163H119V161H118ZM163 163V164H164ZM246 165H245V164ZM117 164V163H116ZM187 164V163H186ZM188 164H189V162H188ZM247 164H249V166H248V168H247ZM2 165V164H1ZM0 165V166H1ZM34 165V164H33ZM72 165H73V163H72ZM78 165H80V164H78ZM92 165V164H91ZM3 166V165H2ZM1 166V167H2ZM5 166H3V167H5ZM160 166V167H159ZM69 167V166H68ZM76 167V166H75ZM81 167H82V163H81ZM119 167V164H117V167L116 168H118ZM179 167H181V166H179ZM179 167H178V169H179ZM17 168H19V167H17ZM21 168V167H20ZM19 168V169H20ZM27 168V167H26ZM29 168V167H28ZM66 168H67V165H66ZM79 168V167H78ZM182 168V167H181ZM180 168V169H181ZM1 169V168H0ZM6 169V168H5ZM13 170V171H16V170ZM18 169V170H19ZM65 169V168H64ZM177 169V171L176 172H181L182 170H178ZM23 170H25L24 168H23ZM2 171V170H1ZM6 171H8V170H6ZM66 171V170H65ZM181 172L182 173V175H181V173L179 172V174H177L176 172H175V174H177L178 176L180 175V176H182L183 178H185V180H190L191 181V179H188V176H187V174H186V176L187 177H184L183 175L185 174V172ZM11 172V171H10ZM20 172V171H19ZM18 172V173H19ZM68 172V171H67ZM85 172V171H84ZM98 172V171H97ZM7 173V172H6ZM16 173H17V171H16ZM109 173V172H108ZM184 173V174H183ZM10 174V173H9ZM21 174V173H20ZM112 174V173H111ZM16 175V174H15ZM82 175V174H81ZM92 175V174H91ZM110 175V174H109ZM236 176H239L240 178H241V180L240 181H236L235 180V177ZM4 176V175H3ZM3 176H1V178L3 177ZM18 176V175H17ZM64 176V175H63ZM62 176V177H63ZM66 176V175H65ZM83 176V175H82ZM81 176V177H82ZM93 176V175H92ZM161 176H162V173H161ZM160 176V177H161ZM163 176H165V175H163ZM162 176V177H163ZM179 176V177H180ZM263 175H261V176H259V177H262ZM21 177V176H20ZM68 177H69V175H68ZM85 177V176H84ZM90 177V176H89ZM159 177V179H160V181H163L162 180V178H160ZM174 177H175V175H174ZM182 177H180L181 179H182ZM258 177V178H259ZM264 177V176H263ZM4 178V177H3ZM16 178V177H15ZM48 178V177H47ZM64 178H66V177H63V179ZM70 178V177H69ZM69 178H67L66 180H68ZM93 178V177H92ZM94 178H96V177H94ZM99 178V177H98ZM108 178V177H107ZM110 178H111V176H110ZM164 178V177H163ZM166 178V177H165ZM187 178V179H186ZM17 179V178H16ZM118 179V178H117ZM118 179V180H119ZM260 179V178H259ZM262 179V178H261ZM3 180H5V179H3ZM15 180V179H14ZM22 180V179H21ZM97 180V179H96ZM195 180V181H196ZM243 180V181H242ZM65 181V180H64ZM194 181V182H195ZM200 181V182H199ZM211 181V182H210ZM15 182V181H14ZM18 182H19V178H18ZM17 182V183H18ZM119 182H120V180H119ZM122 182V181H121ZM192 182V181H191ZM8 183V184H7ZM11 183V182H10ZM9 181H7V180H5V181H1L0 180V185H3L4 187L6 186V188H9V187H12V186H9ZM20 183V182H19ZM21 183H23V182H21ZM63 183H65V182H63ZM204 183V184H205ZM24 184L26 185V182H24ZM40 184V183H39ZM41 184H43V183H41ZM45 184V183H44ZM104 184H106V183H104ZM13 185V184H12ZM213 185V184H212ZM8 186V187H7ZM19 186V185H18ZM22 185H20V187H21ZM48 186V185H47ZM193 186V188H191ZM159 187V186H158ZM161 187V186H160ZM197 187V186H196ZM222 187V186H221ZM258 187V186H257ZM2 188V187H1ZM29 188V187H28ZM27 188V189H28ZM38 188H44V187H40V186H38ZM38 188H36V189H38ZM191 188V189H190ZM195 188V189H194ZM13 189H17V187L16 188H13ZM21 189V188H20ZM34 190H35V188H33ZM45 189V188H44ZM160 189V188H159ZM194 189V190H193ZM200 189V188H199ZM257 189V188H256ZM5 190V189H4ZM22 190V189H21ZM41 191V193H40V191ZM185 190V189H184ZM195 190H197V191H195ZM24 191H26V190H24ZM39 191V192H38ZM44 190H41V189H38V190H35V192H32V193H30V194H27V193H24V192H21V193H19L20 191H15L14 190V192H15V194H16V196L14 197V199L12 200L11 198H8V200H9V204L8 203H6V204H8V206H10L8 209H6V212L4 213V210L3 209H5V206L7 207V205L5 204V206H4V208H2V210H0V212H1V214L3 215V217L4 218H2L1 219V223H0V233H1V235L2 234H4V235H8L7 233L8 232H10V233H12V237L14 238V241H15V244H16V248H17V250H15L14 249V252H12L11 254H10V261H9V264H28V262L32 259V261H33V259H35V256H36V254H38L39 253V251H38V249H40V248H43V247H45V245L47 244V241L49 242L50 240H52V239H54V240H56V238L58 239L60 236H59V234H60V231H56V229L58 228L59 229V227H57V228H55L54 229V227L56 226V225H58V224H55V226H51L50 225V223H48V225H45V224H43L42 222L44 221V219H43V221H41V213L39 214V212H41V210L42 209H45L44 208V200H46V198L45 199H43L42 197H47L46 195L45 196H43L45 193L43 192ZM108 191V190H107ZM16 192H18V193H16ZM27 192V191H26ZM29 192H31V191H29ZM46 192V191H45ZM44 193V194H43ZM105 193V192H104ZM103 193V194H104ZM14 194V193H13ZM43 194V195H42ZM13 196V195H12ZM50 196V195H49ZM209 196H211V194L209 195ZM3 197V196H2ZM10 197V196H9ZM207 199H206V198ZM221 197V196H220ZM4 199V198H3ZM49 199V198H48ZM211 199V198H210ZM7 200V199H6ZM215 200V199H214ZM220 200H222V198L220 199ZM1 201V200H0ZM176 201V202H175ZM219 201V200H218ZM230 201V200H229ZM204 204H203V203ZM45 204H46V201H45ZM94 204V203H93ZM1 205V204H0ZM2 205H4V204H2ZM1 205V206H2ZM158 205V204H157ZM174 205V204H173ZM54 208V207H53ZM168 208L170 209V207L168 206ZM174 208H175V206H174ZM171 210V209H170ZM98 211V210H97ZM150 211V212H151ZM172 211V210H171ZM175 211V210H174ZM48 212V211H47ZM55 212V211H54ZM57 212V211H56ZM55 212V213H56ZM61 212V211H60ZM64 212V211H63ZM89 212H91L90 210L88 211V213ZM176 212H177V210H176ZM46 213V212H45ZM51 213H53V212H51ZM54 213V214H55ZM58 213V212H57ZM55 215H57V214H55ZM55 215H53V217H56V219H57V221L56 222H58L59 223V216L57 217V216H55ZM74 215V214H73ZM45 216V215H44ZM93 216V215H92ZM51 217V216H50ZM52 217V218H53ZM72 217V216H71ZM92 218V217H91ZM47 219H48V217H47ZM65 219V218H64ZM77 220V219H76ZM92 220V219H91ZM90 220V221H91ZM121 220V221H122ZM47 221V220H46ZM54 221H55V219H54ZM73 221H74V219H73ZM86 221V220H85ZM50 222V221H49ZM53 222V221H52ZM55 222V223H56ZM92 222V221H91ZM91 222H89V220H87V222L86 223H89V224H91ZM185 222V223H186ZM187 222V223H188ZM60 223H61V220H60ZM62 223H63V221H62ZM66 223V222H65ZM94 223H92V226L94 225ZM146 223V222H145ZM186 223V224H187ZM52 224V223H51ZM53 224H54V222H53ZM76 224V223H75ZM88 224V225H89ZM108 224V225H107ZM147 224V223H146ZM87 225V224H86ZM108 226L107 228L105 227V226ZM7 227L8 229H5L4 227ZM95 227H96V225H94ZM97 226V227H98ZM113 226V225H112ZM141 226V227H142ZM90 227V226H89ZM94 227V228H95ZM105 227V228H104ZM167 227V226H166ZM67 228V227H66ZM78 228H80V227H78ZM83 228L84 229H81V230H79V233L77 234L78 235V237L76 238V239H79V241H80V243L81 242H85L84 240L88 237V235H87V233L89 234V232H87V228L88 227H84L83 226ZM111 228V227H110ZM143 228V227H142ZM145 228V227H144ZM143 228V229H144ZM74 230V229H73ZM113 230V229H112ZM65 231V230H64ZM66 231H68V229L66 230ZM105 231V232H106ZM62 232V231H61ZM70 232V231H69ZM72 232V231H71ZM104 232V231H103ZM104 232V233H105ZM63 233V232H62ZM73 233H75V232H73ZM91 233V232H90ZM100 233V232H99ZM71 234V233H70ZM64 235V234H63ZM69 235V234H68ZM74 235H76V234H74ZM67 236V235H66ZM103 236H105V235H103ZM0 238H2V237H0ZM74 238V237H73ZM105 239V238H104ZM4 240V239H3ZM2 240V241H3ZM11 240H12V238H11ZM11 240H6V241H11ZM121 240V239H120ZM5 241V242H6ZM78 240H76V242H77ZM110 241V240H109ZM8 242H6V243H8ZM60 243H61V241H59ZM67 242V241H66ZM113 242H117V241H113ZM119 242V241H118ZM6 243H5V245H6ZM10 243L11 242H9L8 244L10 245ZM119 243H121V241L119 242ZM125 243V242H124ZM124 243H122V244H124ZM134 243L135 242H133V246H135L134 245ZM7 244V245H8ZM116 244V243H115ZM137 245L139 244V243H136ZM65 245H66V243H65ZM77 245V244H76ZM79 245V244H78ZM129 245V244H128ZM141 248H139V247H137V246H135V248H136V250L139 248V250L140 249H142V250H144V251H147V249L148 248H146L142 243H141ZM47 246V245H46ZM62 246H64V245H62ZM79 246H81V244L79 245ZM118 245H116V247H117ZM130 246V245H129ZM129 246H127V247H129ZM112 247V246H111ZM121 247V246H120ZM124 247V246H123ZM127 247H126V249H127ZM148 247V246H147ZM81 248H85V247H82L81 246ZM130 248V247H129ZM134 248V249H135ZM65 249H66V247H65ZM71 249V248H70ZM97 249V248H96ZM111 249V248H110ZM131 249V248H130ZM44 250H45V248H44ZM98 250V249H97ZM96 250V251H97ZM127 250H129V249H127ZM41 251V250H40ZM67 251V250H66ZM71 251H73V250H71ZM101 251V250H100ZM129 251H131V250H129ZM138 251V250H137ZM74 252V251H73ZM141 252H143V251H141ZM97 253V252H96ZM71 254H73L74 255V253H71ZM99 254V253H98ZM104 255V254H103ZM38 256V255H37ZM79 256V255H78ZM231 257H230V255L229 254H227V253H224V254H222V255H220V256H218V257H216L215 259H213V260H209V261H207V262H205V263H201V264H230V259ZM40 259V258H39ZM38 260V259H37Z\"/></svg>", "mask_w": 264, "mask_h": 264}]
</instances>
